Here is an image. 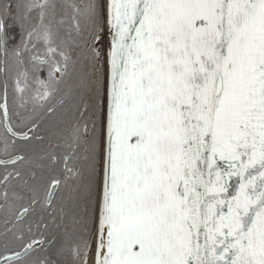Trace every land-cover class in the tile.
Instances as JSON below:
<instances>
[{
    "label": "snow or ice",
    "instance_id": "snow-or-ice-1",
    "mask_svg": "<svg viewBox=\"0 0 264 264\" xmlns=\"http://www.w3.org/2000/svg\"><path fill=\"white\" fill-rule=\"evenodd\" d=\"M0 264H264V0H0Z\"/></svg>",
    "mask_w": 264,
    "mask_h": 264
}]
</instances>
